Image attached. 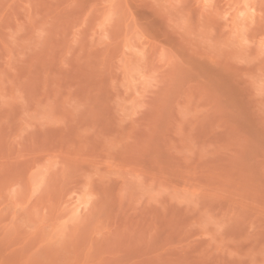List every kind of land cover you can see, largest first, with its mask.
Masks as SVG:
<instances>
[{"label":"rangeland","instance_id":"obj_1","mask_svg":"<svg viewBox=\"0 0 264 264\" xmlns=\"http://www.w3.org/2000/svg\"><path fill=\"white\" fill-rule=\"evenodd\" d=\"M0 264H264V0H0Z\"/></svg>","mask_w":264,"mask_h":264}]
</instances>
